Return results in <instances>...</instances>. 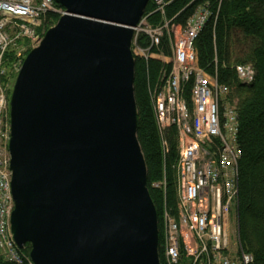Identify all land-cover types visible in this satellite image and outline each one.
Instances as JSON below:
<instances>
[{
	"label": "water",
	"instance_id": "water-1",
	"mask_svg": "<svg viewBox=\"0 0 264 264\" xmlns=\"http://www.w3.org/2000/svg\"><path fill=\"white\" fill-rule=\"evenodd\" d=\"M54 1L9 96L13 240L32 264H161L131 51L149 0Z\"/></svg>",
	"mask_w": 264,
	"mask_h": 264
},
{
	"label": "built area",
	"instance_id": "built-area-1",
	"mask_svg": "<svg viewBox=\"0 0 264 264\" xmlns=\"http://www.w3.org/2000/svg\"><path fill=\"white\" fill-rule=\"evenodd\" d=\"M172 1L151 0L152 9L144 11L134 27L131 44L134 56L147 58L165 33L170 43V69L162 72L161 83L150 97L159 133L174 126L178 135L174 164L177 212L174 216L163 212L160 248L164 263L250 264L253 257L238 240L241 153L235 102L230 101L228 86L217 81V74L208 75L199 66L194 46L211 12L208 2L198 4L185 23L179 24L174 21L177 14L165 17ZM48 13L59 17L64 9L54 0H0V261L12 264L32 263L16 246L10 231L14 205L8 153L11 86L7 91L3 77L9 65L19 70L30 45L38 44L41 38L36 26ZM155 13L161 20L154 25L150 16ZM139 35L149 38V46H139ZM20 48L22 51L17 50ZM10 50H14V57L8 65L6 54ZM234 69L239 83H252L255 72L251 65H236ZM162 144L165 150L166 142Z\"/></svg>",
	"mask_w": 264,
	"mask_h": 264
},
{
	"label": "trees",
	"instance_id": "trees-1",
	"mask_svg": "<svg viewBox=\"0 0 264 264\" xmlns=\"http://www.w3.org/2000/svg\"><path fill=\"white\" fill-rule=\"evenodd\" d=\"M204 2H208L211 15L194 43L198 64L208 75L216 73L235 100L237 143L241 153L238 160L239 238L243 250L253 257L250 264H264V0H173L166 7L165 15L171 18L177 14L174 21L183 24L194 8ZM151 9L149 0L145 12ZM158 18L157 13L150 16L151 21ZM57 19L56 14H46L39 29L47 30ZM149 42L146 35H139V46L147 47ZM150 52L149 58L134 56L136 135L146 165L147 188L158 219L159 259L165 264L160 248L163 241L161 215L165 207L171 214L176 209L172 167L178 154V135L174 126L166 128L162 135L159 133L150 91L159 84L162 72L171 66L168 36L164 34ZM6 56V62L11 61L14 50L8 51ZM246 64L251 65L255 76L252 83L243 85L237 81L234 68ZM155 182L160 184L154 185ZM26 246L24 249L28 252ZM0 264L10 263L0 261Z\"/></svg>",
	"mask_w": 264,
	"mask_h": 264
},
{
	"label": "rangeland",
	"instance_id": "rangeland-1",
	"mask_svg": "<svg viewBox=\"0 0 264 264\" xmlns=\"http://www.w3.org/2000/svg\"><path fill=\"white\" fill-rule=\"evenodd\" d=\"M172 3V2H171ZM170 3V4H171ZM169 4V5H170ZM210 9V8H209ZM193 12V11H192ZM165 17H166V15H165ZM161 20V18L159 17L157 20H155V21H152L153 22V24L155 25V22L156 21H160ZM57 21V20H56ZM56 23V22H55ZM54 23V24H55ZM53 24V25H54ZM53 25H51V26H53ZM51 26H49V27H51ZM164 30V29H163ZM45 31L46 30H41V29H39V25H37L36 26V33L39 35V37L41 38L42 36H43V34L45 33ZM43 32V33H42ZM164 33H165V31H164ZM166 34V33H165ZM42 35V36H41ZM167 35V34H166ZM139 37V36H138ZM138 37H137V40H138ZM197 39V38H196ZM195 39V40H196ZM28 44H30V41H28L27 42ZM37 44L35 43H33V44H31L30 45V49L31 48H33L34 46H36ZM32 46V47H31ZM29 49V50H30ZM18 51L20 50V51H22V49L20 48V49H17ZM149 55H152V54H149ZM149 57H151V56H148V58ZM164 59H162V61H163ZM197 60H198V57H197ZM8 63V62H7ZM10 63H8V65H9ZM200 66V65H199ZM201 67V66H200ZM202 68V67H201ZM18 69V68H17ZM15 67H11V65H9L8 66V68H7V71H6V74H5V76L3 77V82H4V86L7 88V91H8V89L10 88V86H11V88H12V86H13V84H14V81H15V77H16V75H17V72H18V70H17ZM162 76V75H161ZM160 76V77H161ZM218 79V78H217ZM217 81H219V80H217ZM160 79H159V84L158 85H160ZM155 85V84H154ZM158 85H156V86H158ZM156 86H153L152 88H151V91H150V97L152 96L151 94L153 93V91H154V88L156 87ZM10 88V89H11ZM11 92V91H10ZM229 98H230V101H232V100H234V98L231 96V93L229 92ZM228 97V96H227ZM232 99V100H231ZM234 102H235V100H234ZM177 151H178V149H177ZM173 170H174V176H175V178H176V169H175V166L173 165ZM155 183H157V182H155ZM155 185V184H154ZM166 208V207H165ZM164 208V209H165ZM162 217H163V212H162V215H161ZM158 220V219H157ZM28 246V245H27ZM25 247V246H24ZM21 250H22V252L25 254V255H27L28 254V252H26V250L24 249V248H20ZM28 250H29V247H28ZM27 253V254H26Z\"/></svg>",
	"mask_w": 264,
	"mask_h": 264
},
{
	"label": "bare ground",
	"instance_id": "bare-ground-1",
	"mask_svg": "<svg viewBox=\"0 0 264 264\" xmlns=\"http://www.w3.org/2000/svg\"><path fill=\"white\" fill-rule=\"evenodd\" d=\"M43 33V32H42ZM42 36V35H41ZM232 100V99H231ZM167 212L168 214H170V215H172V216H174L175 214H176V212H177V208L175 209V212H174V214H171L170 213V210H168L167 208H165L164 210H163V212ZM238 213V212H237ZM164 214V213H163ZM238 215V214H237ZM163 218V217H162ZM238 240H239V243H240V246H241V248H242V245H241V241H240V238L238 237ZM27 247V246H26ZM24 248V247H23ZM243 249V248H242ZM27 254V253H26Z\"/></svg>",
	"mask_w": 264,
	"mask_h": 264
}]
</instances>
